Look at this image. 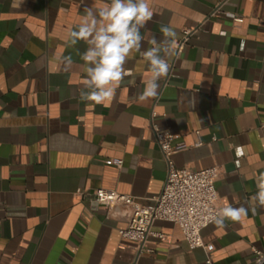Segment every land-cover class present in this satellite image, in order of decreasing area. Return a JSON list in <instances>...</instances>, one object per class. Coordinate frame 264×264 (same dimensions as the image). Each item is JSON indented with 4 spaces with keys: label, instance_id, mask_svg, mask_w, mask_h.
<instances>
[{
    "label": "crops",
    "instance_id": "1",
    "mask_svg": "<svg viewBox=\"0 0 264 264\" xmlns=\"http://www.w3.org/2000/svg\"><path fill=\"white\" fill-rule=\"evenodd\" d=\"M108 2L0 0V264H203L207 251L214 264H251L253 250L264 247V209L223 227L212 222L201 233L206 247L193 250L175 224L157 220L151 229L163 237L148 236L149 251L138 254L119 234L124 221L95 205L92 193L114 189L154 203L167 165L153 111L161 130L189 145L171 156L174 166H217L222 207L256 206L254 178L264 172V0H150L142 50L161 39V24L177 32L176 45L185 29L192 32L168 58L158 98L137 102L150 73L134 52L125 65L133 75L105 106L80 100L86 74L78 51L87 45L69 48L65 40L86 8ZM66 55L70 66L57 59Z\"/></svg>",
    "mask_w": 264,
    "mask_h": 264
},
{
    "label": "clouds",
    "instance_id": "2",
    "mask_svg": "<svg viewBox=\"0 0 264 264\" xmlns=\"http://www.w3.org/2000/svg\"><path fill=\"white\" fill-rule=\"evenodd\" d=\"M153 16L150 0H109L101 7L85 9L81 22L68 32L65 40L69 48L81 41L87 45L84 52L77 50L86 74L79 93L80 100L107 106L125 78L133 75L125 65L134 52L143 58L150 73V78L137 96V102L148 104L158 98L160 81L167 78L170 71L168 58L175 54L178 34L171 25L161 24V39L153 37V46L142 50L144 38L141 29L153 20ZM57 59L65 66L73 63L71 55ZM242 155L237 150V156ZM254 179L256 191L251 199L256 206L249 209L243 205L234 207L226 204L211 217L217 226L239 222L249 211L255 214L257 207L264 209V172Z\"/></svg>",
    "mask_w": 264,
    "mask_h": 264
},
{
    "label": "built area",
    "instance_id": "3",
    "mask_svg": "<svg viewBox=\"0 0 264 264\" xmlns=\"http://www.w3.org/2000/svg\"><path fill=\"white\" fill-rule=\"evenodd\" d=\"M215 10L210 16L215 15ZM233 20L241 23L243 17L234 16ZM191 32L192 30L189 29L183 31V37L176 45L177 51L183 48ZM155 115L156 113L152 111L150 124L155 141L166 162L167 172L164 184L154 198V203L144 205L131 195L107 188L95 189L92 193V202L95 205L105 206L108 216L124 221L125 225L118 230L119 234L121 238L136 243L138 254L142 251H149L145 248L148 236L163 237L160 232L151 229L157 220L175 224L183 234L189 250L205 248L202 230L213 222L211 217L222 208L215 187L219 168L211 166L197 170L174 166L171 156L187 149L189 145L176 141L175 136L168 130H161L154 122ZM199 144L200 142H195L193 145L198 146ZM109 162L119 167L123 160L110 158ZM203 264H214L212 255L208 251ZM251 264H264V247L253 250Z\"/></svg>",
    "mask_w": 264,
    "mask_h": 264
}]
</instances>
